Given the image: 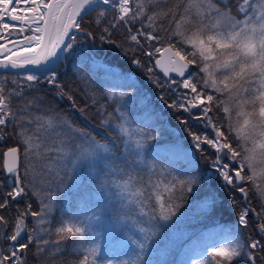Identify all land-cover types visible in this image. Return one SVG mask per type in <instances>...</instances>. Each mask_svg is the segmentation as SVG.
I'll use <instances>...</instances> for the list:
<instances>
[{
    "label": "snow or ice",
    "instance_id": "1",
    "mask_svg": "<svg viewBox=\"0 0 264 264\" xmlns=\"http://www.w3.org/2000/svg\"><path fill=\"white\" fill-rule=\"evenodd\" d=\"M119 29L127 34L117 43L112 37ZM97 30L102 43L131 54L134 68L175 97L168 102L162 92L158 99L190 138L188 148L179 141L166 147L184 168L157 163L160 153L151 142L166 131L159 113L130 72L100 63L84 47L82 40L94 42ZM0 70V210L14 206L17 212L14 221L0 214L6 242L0 264H27L29 250L37 259L46 250H68L79 257L74 264H157L167 230L188 214L214 221L224 195L243 205L236 222L203 234L191 264H264V0H0ZM96 73L113 106L106 115L105 105L97 109L100 126L118 141L97 140L39 95L46 83L87 118L89 106H79L72 85ZM5 74L15 87L5 86ZM90 98L95 104L94 93ZM214 110L223 114L219 124ZM189 121L205 131H193ZM197 153L208 161L202 170ZM68 180L75 190L84 188V196L75 211L61 212L54 230L43 227L64 203ZM105 223L122 251L111 244L101 250L97 226ZM52 235L55 240L45 238Z\"/></svg>",
    "mask_w": 264,
    "mask_h": 264
},
{
    "label": "trees",
    "instance_id": "2",
    "mask_svg": "<svg viewBox=\"0 0 264 264\" xmlns=\"http://www.w3.org/2000/svg\"><path fill=\"white\" fill-rule=\"evenodd\" d=\"M233 12L235 13V7L233 6ZM95 14H92V17L86 18V22L91 20L94 17ZM99 28H102L103 25L98 26ZM139 27V25H137ZM93 28H97V26L93 25ZM99 31H96V39L91 44V41L87 38H84L83 42H89L91 46L85 47L86 43H84V47L88 50H90L97 61L100 63H106L112 66H115L118 70H124L128 71L132 74L133 79H136L138 81V86L141 88V90L150 97L152 104L154 105L156 111L159 113L160 121L163 123V128L166 129L164 134L162 136L158 137V141H152L151 143L155 145L156 149L159 151L160 155L157 160V163L168 167H176V168H184L185 164L182 159L176 158L173 159L172 155L166 151V147L174 142H181L183 145L188 148L190 147V138L187 136V133L185 132L184 125H181L177 119H176V113H174L172 110L165 109L162 104H160L159 100L157 99L159 93L149 92L146 85L143 83L144 80L142 79L141 70L134 68L132 66L130 69H127L126 64H123L124 62L119 61L118 59L128 58L129 62L131 61V54H129L128 57H125L122 54V49L115 47L114 45H109L107 43H102L99 39ZM126 30L119 29L113 31V39L117 41V43L124 40V36L126 35ZM93 46V48H92ZM136 47L131 45V43H125V47ZM140 59H144L142 54L137 53ZM131 63V62H130ZM127 69V70H126ZM87 71V69H86ZM155 74L160 77L161 80L163 78L155 71ZM2 73V72H0ZM7 75L8 85L11 80L10 74ZM68 76L71 77L73 80L75 77L72 76L71 71H69ZM5 85V86H6ZM73 88L76 90L77 95V103L79 106L83 107L85 104H88L87 109V118H85L78 110L72 108L69 104V102L64 99L60 100L54 95V89L52 86L41 84L39 85V88L41 89L39 95L45 97L47 104L51 105L55 108L56 111L60 112L63 116L70 119L75 125L87 128L92 135L96 137L97 140L104 141L107 140L108 137H111V139H117L118 141V134L115 133L112 129H106L102 126H100V120L101 115L97 112V109L101 105H105V115L107 112L113 111V106L111 104L106 103V98L104 96V90L106 88V82L104 80V77L101 73H96L91 76H89V80L87 83L77 81L74 83ZM7 87V86H6ZM12 87H15L12 85ZM9 88H11L9 86ZM87 91L89 95H85L84 92ZM95 94V100L96 103L93 104L92 100L90 98L91 94ZM166 98V96H165ZM14 104H17L16 101H14ZM17 106H19L17 104ZM70 110H74V112H70ZM132 115V113H130ZM182 116H187L186 113H180ZM213 118L216 120V122L219 124L223 120V114L219 112V110H214ZM188 127L192 128L193 131H196L197 133H200L204 131L203 127L200 125H193L191 121H189ZM230 140H233V144H235V140L233 137H229ZM9 144L12 143V141H8ZM150 159V157H149ZM197 161L198 166L202 170L208 166V161L202 158H199V153H197ZM216 181L213 180V184L215 185ZM93 184H96V181H93ZM55 188V185L53 186ZM249 188V186H248ZM87 191L91 192L92 188L89 186L87 188ZM85 189L81 188V190L77 191L73 188L69 190L67 194H61L60 200H62L64 203L58 205L54 216H53V223L51 225L47 224V227H50L54 230L56 227L55 221L58 220L61 217V212L70 213L77 209L78 201L84 196ZM223 195V194H222ZM236 198L239 201L238 193H236ZM191 200V197L189 198ZM249 199L252 201L253 207H256L257 210H259V204L257 201L256 194L252 190V188H249ZM33 205V210H39V207L37 205V202L32 199L30 201ZM24 201H21V207L24 206ZM187 205H185L186 207ZM115 207H118L117 205H113L112 208L105 209V219L107 220L109 217L113 215V209ZM240 207H243V205H240L239 207L231 205L230 202L227 199V196H223V202L220 204L219 210L215 214V219L209 220L205 219L203 217H197L193 220H188L187 215L185 217H182L180 219L181 222H177L176 226L173 229L167 230L165 233L164 239L161 240L160 248L162 250L161 253L156 255L154 259L157 261V264H186L189 261H191L190 258H193L196 254V250L198 246L203 243L202 236L203 234H206L209 232L210 229L215 227L217 224L221 225H231L236 222L237 215L239 213ZM183 211V209H181ZM0 214H5L6 216L10 217L11 220L14 221L17 212L15 207L13 206L10 211L4 212L0 210ZM250 220H253L252 214H250L249 217ZM36 226V222L29 217L28 219V227L33 228ZM252 228H255V223L252 224ZM249 232H245V236L249 235ZM46 239L55 240V235L52 236H45ZM119 236H114V239H118ZM6 242H1L0 244H3ZM106 245V244H104ZM106 247V246H104ZM117 244L113 245L111 250L114 252L122 251L120 248H118ZM191 249V251H189ZM27 256V264H74V261L77 260L79 257L74 256L70 251L65 250L62 254L55 255L51 250H46L44 253H42L39 258L33 256V251L29 250L26 254Z\"/></svg>",
    "mask_w": 264,
    "mask_h": 264
},
{
    "label": "rangeland",
    "instance_id": "3",
    "mask_svg": "<svg viewBox=\"0 0 264 264\" xmlns=\"http://www.w3.org/2000/svg\"><path fill=\"white\" fill-rule=\"evenodd\" d=\"M87 39H89L90 41H91V44L93 43V40H92V38H87ZM83 41H84V39H83ZM84 43H86V45H85V47H88V46H91L90 44H89V42H83V44ZM127 43H131V42H127ZM133 46H135V45H133ZM92 48H93V46H92ZM141 74H142V79L144 80V84L146 85V87L148 88V90H149V92L151 91V92H154V93H162L163 92V94H164V97L166 96V98H165V100L166 101H168V102H171L175 97L172 95V94H170L169 93V91L167 90V89H161V88H157L156 86H154L147 78H146V76L144 75V73L143 72H141ZM11 81V80H10ZM162 82L164 81V80H161ZM7 87H12V84L11 83H9L8 85H6ZM51 87V86H50ZM180 91H182V90H180ZM158 99V98H157ZM159 100V99H158ZM159 102H160V104H162V106L165 108V109H168L166 106H165V103H164V101H161V100H159ZM169 110H171V109H169ZM173 111V110H172ZM204 131H205V129H204ZM209 132H210V130H209ZM107 140H112L111 139V137H108L107 138ZM103 142V141H102ZM151 158V157H150ZM0 164H2V159H0ZM67 184H68V187L67 188H65L64 190H63V194H67L68 192H69V190L71 189V188H73V184H72V181L71 180H68L67 181ZM249 186V188H252L251 187V185H248ZM238 196H239V200L241 199V196H240V194L238 193ZM34 199V201L35 202H37V205H38V207H39V204H38V201H37V199L36 198H33ZM118 206V205H117ZM240 209H241V207H240ZM240 211V210H239ZM3 215H5V214H3ZM185 217V216H184ZM197 217H200V216H196V215H192V214H188L187 215V218H188V220H193V219H195V218H197ZM249 217H250V215H249ZM104 219H105V217H104ZM106 220V219H105ZM178 222H181L180 220L178 221ZM28 226V225H27ZM43 227H47V224L46 225H44ZM98 227V230L102 233V238L100 239V247H101V250L103 251V250H105V248H107L108 246H109V244H111V246H113V245H115V244H117V241L119 240V238L118 239H114V236L115 235H113L110 239L108 238V236H107V232H108V226H107V224L105 223V224H102V225H98L97 226ZM1 242H3L2 240H0ZM104 244H106V245H104ZM104 246H106V247H104ZM117 246H118V244H117ZM119 248V247H118ZM195 256H196V254H195ZM195 256L192 258V259H194L195 258ZM186 264H191V261H189L188 263H186Z\"/></svg>",
    "mask_w": 264,
    "mask_h": 264
},
{
    "label": "bare ground",
    "instance_id": "4",
    "mask_svg": "<svg viewBox=\"0 0 264 264\" xmlns=\"http://www.w3.org/2000/svg\"><path fill=\"white\" fill-rule=\"evenodd\" d=\"M119 61H122V62H124L123 64H126V67H127V69H130L133 65L128 61L129 59L128 58H123V59H118ZM126 69V70H127ZM70 112H74V110H70ZM234 146H235V144H234Z\"/></svg>",
    "mask_w": 264,
    "mask_h": 264
},
{
    "label": "water",
    "instance_id": "5",
    "mask_svg": "<svg viewBox=\"0 0 264 264\" xmlns=\"http://www.w3.org/2000/svg\"><path fill=\"white\" fill-rule=\"evenodd\" d=\"M156 71L163 77L162 72L159 69H156ZM0 72H3V70H0ZM174 78L180 79L179 77H176L175 74H172ZM164 78V77H163ZM165 79V78H164Z\"/></svg>",
    "mask_w": 264,
    "mask_h": 264
}]
</instances>
